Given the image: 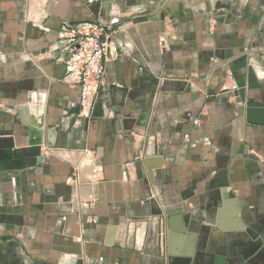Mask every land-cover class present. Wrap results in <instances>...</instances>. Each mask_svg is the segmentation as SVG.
Returning <instances> with one entry per match:
<instances>
[{"label":"crops","instance_id":"0c3cea01","mask_svg":"<svg viewBox=\"0 0 264 264\" xmlns=\"http://www.w3.org/2000/svg\"><path fill=\"white\" fill-rule=\"evenodd\" d=\"M63 20L116 29L89 117ZM189 250L264 264V0H0V264Z\"/></svg>","mask_w":264,"mask_h":264},{"label":"built area","instance_id":"2783aa9c","mask_svg":"<svg viewBox=\"0 0 264 264\" xmlns=\"http://www.w3.org/2000/svg\"><path fill=\"white\" fill-rule=\"evenodd\" d=\"M116 29L103 22L83 20L61 22L56 59L66 68L61 81L79 90L78 104L86 117L92 116L98 91L106 83V62ZM79 168L75 166L74 181Z\"/></svg>","mask_w":264,"mask_h":264},{"label":"water","instance_id":"95a60500","mask_svg":"<svg viewBox=\"0 0 264 264\" xmlns=\"http://www.w3.org/2000/svg\"><path fill=\"white\" fill-rule=\"evenodd\" d=\"M186 254H187V257L185 258L187 259L188 263L191 264L194 252L189 250ZM214 264H228V259L223 254H217L216 257L214 258ZM243 264H246V263H243Z\"/></svg>","mask_w":264,"mask_h":264},{"label":"rangeland","instance_id":"374dc122","mask_svg":"<svg viewBox=\"0 0 264 264\" xmlns=\"http://www.w3.org/2000/svg\"><path fill=\"white\" fill-rule=\"evenodd\" d=\"M208 237H209V232H207L206 234H205V236H204V238H203V245H201L200 246V248H198V249H194V250H197V252H198V256H207L208 254H210V253H212V254H214L215 252H210V251H208L207 249H206V247H205V244H206V242H207V239H208ZM193 250V251H194ZM225 253V252H224ZM227 253V252H226Z\"/></svg>","mask_w":264,"mask_h":264},{"label":"flooded vegetation","instance_id":"af4514ba","mask_svg":"<svg viewBox=\"0 0 264 264\" xmlns=\"http://www.w3.org/2000/svg\"><path fill=\"white\" fill-rule=\"evenodd\" d=\"M228 264H243V261L240 260H236V258H234L233 256H228ZM256 261V260H255ZM254 261V262H255ZM250 262V261H249ZM247 264V263H246Z\"/></svg>","mask_w":264,"mask_h":264},{"label":"bare ground","instance_id":"6f19581e","mask_svg":"<svg viewBox=\"0 0 264 264\" xmlns=\"http://www.w3.org/2000/svg\"><path fill=\"white\" fill-rule=\"evenodd\" d=\"M212 252H214V251H212ZM218 253H222V251H220V252H218ZM175 261H179V262H181L182 264H189L186 258H178V259H177V258H174V262H175Z\"/></svg>","mask_w":264,"mask_h":264}]
</instances>
